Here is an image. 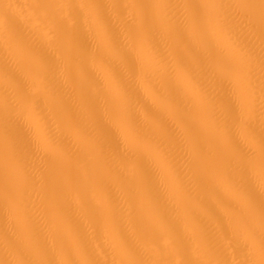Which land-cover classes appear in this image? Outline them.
<instances>
[{"label": "bare ground", "instance_id": "1", "mask_svg": "<svg viewBox=\"0 0 264 264\" xmlns=\"http://www.w3.org/2000/svg\"><path fill=\"white\" fill-rule=\"evenodd\" d=\"M0 264H264V0H0Z\"/></svg>", "mask_w": 264, "mask_h": 264}]
</instances>
